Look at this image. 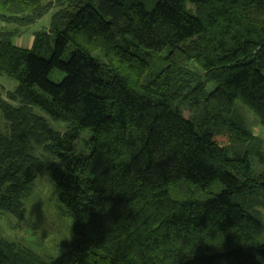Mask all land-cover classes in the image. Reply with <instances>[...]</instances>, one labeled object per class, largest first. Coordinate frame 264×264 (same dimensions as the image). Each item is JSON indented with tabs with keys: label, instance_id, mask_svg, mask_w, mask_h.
I'll use <instances>...</instances> for the list:
<instances>
[{
	"label": "trees",
	"instance_id": "16d2710c",
	"mask_svg": "<svg viewBox=\"0 0 264 264\" xmlns=\"http://www.w3.org/2000/svg\"><path fill=\"white\" fill-rule=\"evenodd\" d=\"M76 1L0 0V77L18 83L0 87V211L25 219L46 173L75 236L48 262L0 241V264H263L264 141L240 109L264 128V0H86L11 42Z\"/></svg>",
	"mask_w": 264,
	"mask_h": 264
},
{
	"label": "rangeland",
	"instance_id": "374dc122",
	"mask_svg": "<svg viewBox=\"0 0 264 264\" xmlns=\"http://www.w3.org/2000/svg\"><path fill=\"white\" fill-rule=\"evenodd\" d=\"M86 0L66 3L63 6H55L51 11L39 19L35 24L22 28V33L11 41L13 45L22 48H31L34 36L41 31H48L53 14L65 8L67 12L74 11ZM55 3L56 0H45L46 4ZM4 25L0 24V30ZM12 26L11 28H13ZM7 28V27H6ZM65 74L55 70L51 72L49 80L59 84ZM18 83L7 77H0V87L6 92L14 91ZM214 88V86H213ZM211 88V89H213ZM210 89V90H211ZM35 114L45 117L48 125L56 132L63 133L68 128L66 123L56 122L46 116L40 109L34 108ZM241 115L246 119L253 134L264 141V128L260 125L254 114L246 108L240 109ZM185 117L189 119L191 112L185 110ZM10 124L0 111V133H9ZM77 154L89 153L90 133L84 131L74 143ZM34 155L44 163L56 162L52 152L46 151L42 146H36ZM26 208L25 219H18L15 215L0 211V241L18 244L39 255L44 261H51L68 251L69 244L75 239L72 232V219L61 210L59 203V191L55 188L46 173L41 174L34 186L31 196L24 201ZM260 220L264 223V208L260 209ZM264 264V263H263Z\"/></svg>",
	"mask_w": 264,
	"mask_h": 264
}]
</instances>
